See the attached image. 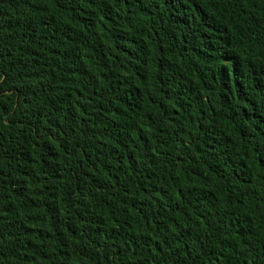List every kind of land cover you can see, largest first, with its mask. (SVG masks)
Returning a JSON list of instances; mask_svg holds the SVG:
<instances>
[{
	"label": "trees",
	"instance_id": "obj_1",
	"mask_svg": "<svg viewBox=\"0 0 264 264\" xmlns=\"http://www.w3.org/2000/svg\"><path fill=\"white\" fill-rule=\"evenodd\" d=\"M0 264H264V0H0Z\"/></svg>",
	"mask_w": 264,
	"mask_h": 264
}]
</instances>
